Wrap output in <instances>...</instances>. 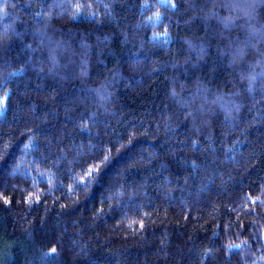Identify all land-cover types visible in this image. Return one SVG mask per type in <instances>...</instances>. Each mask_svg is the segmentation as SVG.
<instances>
[{"label": "trees", "instance_id": "1", "mask_svg": "<svg viewBox=\"0 0 264 264\" xmlns=\"http://www.w3.org/2000/svg\"><path fill=\"white\" fill-rule=\"evenodd\" d=\"M0 264H264V0H0Z\"/></svg>", "mask_w": 264, "mask_h": 264}, {"label": "snow or ice", "instance_id": "2", "mask_svg": "<svg viewBox=\"0 0 264 264\" xmlns=\"http://www.w3.org/2000/svg\"><path fill=\"white\" fill-rule=\"evenodd\" d=\"M162 2H163V0H162ZM159 17H158V15H157V19H158ZM54 251V250H53Z\"/></svg>", "mask_w": 264, "mask_h": 264}]
</instances>
